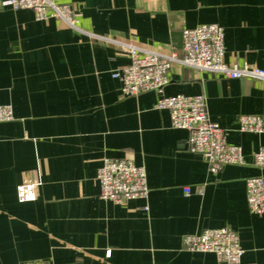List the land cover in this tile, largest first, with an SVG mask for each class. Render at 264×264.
I'll use <instances>...</instances> for the list:
<instances>
[{
	"label": "crops",
	"instance_id": "obj_1",
	"mask_svg": "<svg viewBox=\"0 0 264 264\" xmlns=\"http://www.w3.org/2000/svg\"><path fill=\"white\" fill-rule=\"evenodd\" d=\"M52 1L71 6L75 27L0 0V104L14 115L0 122V264H264V214L249 211L245 188L264 178L253 164L264 133L237 124L264 119V82L171 66L162 94L204 95L208 119L241 149L244 164L212 173L156 92L123 96L112 77L131 62L119 44L180 53L182 30L204 23L223 29L226 64L264 70V0ZM104 158L143 167L146 200L101 199ZM24 183L36 184L33 201L18 200ZM222 227L238 235V263L184 248L185 234Z\"/></svg>",
	"mask_w": 264,
	"mask_h": 264
},
{
	"label": "built area",
	"instance_id": "obj_2",
	"mask_svg": "<svg viewBox=\"0 0 264 264\" xmlns=\"http://www.w3.org/2000/svg\"><path fill=\"white\" fill-rule=\"evenodd\" d=\"M13 9H29L35 20L57 18L71 27L76 26V16L70 5L56 4L52 0H7ZM181 51L161 53L154 50L119 44L129 53V65L112 73L121 82V94L132 96L140 92L154 91L159 96L155 103L157 110L169 113L173 128L187 130L188 150L199 154L208 163L209 171L218 172L223 166L244 164V157L237 145L228 144L224 130L208 119L206 98L197 95L164 96L163 87L169 82L172 65L190 67L199 71L216 73L228 79L249 78L264 82V70L255 66L226 64L224 62L223 29L215 23L199 24L186 28L181 33ZM14 118L12 107L0 104V122ZM238 129L244 132L264 133V119L256 114H240L237 117ZM253 164L264 168V147L253 156ZM99 197L115 203L145 199L148 196L146 172L129 159L104 158L97 170ZM34 183L20 184L16 195L21 202L35 199ZM248 209L255 215L264 214V178L251 176L245 180ZM188 194L190 188L184 187ZM147 210V206L143 207ZM183 246L191 252L213 253L217 260L238 263L243 255L238 235L229 227L203 229L197 234H185ZM109 253V251H108ZM14 264H51L48 261H23Z\"/></svg>",
	"mask_w": 264,
	"mask_h": 264
}]
</instances>
